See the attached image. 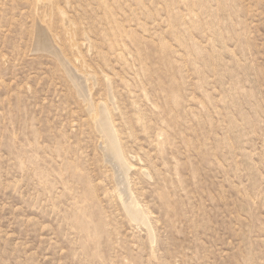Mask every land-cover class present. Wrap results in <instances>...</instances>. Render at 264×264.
I'll list each match as a JSON object with an SVG mask.
<instances>
[{"label":"rangeland","instance_id":"rangeland-1","mask_svg":"<svg viewBox=\"0 0 264 264\" xmlns=\"http://www.w3.org/2000/svg\"><path fill=\"white\" fill-rule=\"evenodd\" d=\"M0 264H264V0H0Z\"/></svg>","mask_w":264,"mask_h":264},{"label":"bare ground","instance_id":"bare-ground-1","mask_svg":"<svg viewBox=\"0 0 264 264\" xmlns=\"http://www.w3.org/2000/svg\"><path fill=\"white\" fill-rule=\"evenodd\" d=\"M41 43L43 44L42 40H40L39 44ZM75 84L77 85V88L79 89V91L83 93L84 89L82 88V83L79 78L75 79ZM95 124H96L98 131H100L103 136L104 146H105L107 156L109 158L111 156L123 168H126L127 163L125 159H123V153H122L121 145L119 144L117 132L114 130L111 117L106 108L104 107L99 108V113L96 115V118H95ZM132 204L133 202L130 204L131 210L128 211L129 215L132 216L134 219L141 221L142 224L143 223L147 224V222L145 221V217L142 214V211L139 210L140 208L138 209V207H133L134 205Z\"/></svg>","mask_w":264,"mask_h":264}]
</instances>
